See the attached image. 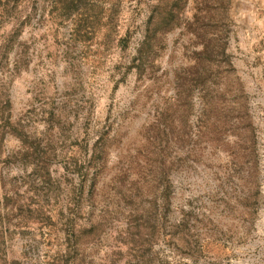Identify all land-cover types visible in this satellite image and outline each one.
<instances>
[{
  "label": "rangeland",
  "instance_id": "374dc122",
  "mask_svg": "<svg viewBox=\"0 0 264 264\" xmlns=\"http://www.w3.org/2000/svg\"><path fill=\"white\" fill-rule=\"evenodd\" d=\"M0 264H264V0H0Z\"/></svg>",
  "mask_w": 264,
  "mask_h": 264
}]
</instances>
